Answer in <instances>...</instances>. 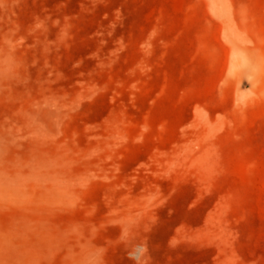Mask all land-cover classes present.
<instances>
[{
    "label": "rangeland",
    "instance_id": "rangeland-1",
    "mask_svg": "<svg viewBox=\"0 0 264 264\" xmlns=\"http://www.w3.org/2000/svg\"><path fill=\"white\" fill-rule=\"evenodd\" d=\"M0 264H264V0H0Z\"/></svg>",
    "mask_w": 264,
    "mask_h": 264
}]
</instances>
